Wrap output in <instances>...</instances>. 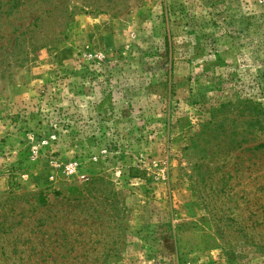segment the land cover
<instances>
[{"label":"rangeland","instance_id":"obj_1","mask_svg":"<svg viewBox=\"0 0 264 264\" xmlns=\"http://www.w3.org/2000/svg\"><path fill=\"white\" fill-rule=\"evenodd\" d=\"M0 264H264V0H0Z\"/></svg>","mask_w":264,"mask_h":264},{"label":"trees","instance_id":"obj_2","mask_svg":"<svg viewBox=\"0 0 264 264\" xmlns=\"http://www.w3.org/2000/svg\"><path fill=\"white\" fill-rule=\"evenodd\" d=\"M10 1H13V0H10ZM15 1V0H14ZM18 2L20 3V0H18Z\"/></svg>","mask_w":264,"mask_h":264}]
</instances>
